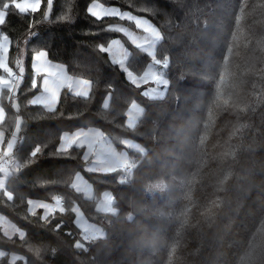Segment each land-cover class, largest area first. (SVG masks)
I'll return each instance as SVG.
<instances>
[{
	"label": "trees",
	"instance_id": "obj_1",
	"mask_svg": "<svg viewBox=\"0 0 264 264\" xmlns=\"http://www.w3.org/2000/svg\"><path fill=\"white\" fill-rule=\"evenodd\" d=\"M18 1L0 0L9 4L0 26L10 40L9 64L22 48L26 54L16 106L7 88L0 94L6 114L0 130L7 141L21 117L12 155L25 166L7 179L13 198L1 190L0 213L25 234L8 237L0 226V264H264V0H98L159 27L156 57L168 60L170 85L157 100L100 51L120 38L136 75L151 61L114 28L120 18L89 13L95 0H53L51 11L41 0L38 10L25 13L14 8ZM38 51L88 80V97L65 88L55 112L32 105L42 91L32 67ZM134 101L144 113L131 128ZM84 128H100L119 149L129 138L145 148L128 150L138 163L129 181H120L121 170H86L85 148L57 151L65 133ZM37 145L41 153L27 163ZM78 173L94 187L92 198L71 186ZM160 182L164 190L148 192ZM106 190L115 201L112 215L97 209ZM56 198L63 211L47 219L42 209L29 211V200ZM76 205L106 233L81 248Z\"/></svg>",
	"mask_w": 264,
	"mask_h": 264
},
{
	"label": "rangeland",
	"instance_id": "obj_2",
	"mask_svg": "<svg viewBox=\"0 0 264 264\" xmlns=\"http://www.w3.org/2000/svg\"><path fill=\"white\" fill-rule=\"evenodd\" d=\"M34 2H35V0H20L16 3H23V4H29L30 5ZM40 2H41V0H40ZM93 5H96L95 10L98 13V16H96V17L109 16V15L103 14L104 9H115L118 12H120L121 14L128 13V14L135 16L137 19H140L141 21H146V23L142 24V26L137 27L135 21H130L126 17L121 18V16H117L118 18L121 19V23L115 25L114 27H116L115 29H117V30L119 28H126L128 30V32L132 33V36L135 37V39H136L135 44L132 42L131 37L127 36L124 32H121V31H119V32L127 38L129 43H131L133 46H135L139 49H142L143 51H145L150 56L151 61L149 63L148 68L142 73V75H136L133 73L134 76H136L139 79L141 76H143V74L145 72H149V71L150 72H156V73L162 72L163 78L167 79L166 69L162 68L160 65H156L152 59L153 55H155V58L157 59V57H156V46L162 40V37H163L161 35L160 29L157 26V24H154L153 21H150L148 18H146L144 16L136 15V14H134L128 10L124 11L120 7L115 6V5L107 6V5H104L101 2H99L98 0H95L94 2L89 4L88 8L90 9ZM29 10H31V9H29ZM111 16H116V15H111ZM153 28H155L157 31H159L160 36H161L160 39L157 40L154 37V35L152 33ZM145 29H147V31ZM4 36H5V34L0 33V42L3 41ZM114 40H118L120 42L119 45H113L112 44L113 40H112L111 43L106 47V48L111 47V51H106V52L109 53L111 60L113 62H114V60H121L122 59L124 61V66L128 69V71H131L129 69V67L127 66V59L130 55L129 49L127 48V46H125L124 42L120 38H117ZM153 41L155 42L154 45L152 43ZM120 45H122L123 47H120ZM138 45H143V47H138ZM145 49H147V51ZM9 50H10V40H9V44H8V51L5 54V56H6L5 62L7 63L8 67L12 68L13 72H17L19 74V84L14 89L13 93L10 94L12 96H15L17 91H18L19 85L23 80L24 73L26 71V69H25L26 54H25L24 49L22 48L20 53H19L20 55H19L18 59L15 61V63L13 65H11V64H9V58H10ZM125 53H127L126 56H125ZM116 64L119 65V63H116ZM21 69H23L22 72H21ZM33 69H34V67H33ZM0 70H1L0 77H3L5 80L11 79L10 77H8L7 73H4L3 69H0ZM47 71L48 72H54L53 70L51 71L50 69H47ZM125 74H126V72H125ZM53 77L54 76H52V78ZM52 78L50 77V79H52ZM73 78H74L73 81L85 80L83 78L82 79H79L77 77H73ZM42 79H43V76H42L41 80ZM0 85H2V87H5L3 83H1ZM89 85H91L90 82H89ZM142 85H145V86H143L144 88H143L142 92L144 93L145 91H148L149 95H147V96H149L152 99L157 100V99H162L166 96V93H167V90H168V87L170 84L168 83L167 87L165 88V86H163V85H158L153 79H149V81L147 83H140L139 84V86H141V87H142ZM75 87H76V85L74 84L73 89H75ZM80 87H82V85ZM71 91L75 94L74 90H71ZM41 94H43L42 91L39 92L37 95H41ZM37 95H35L33 98H35ZM14 101H15L14 105L16 106V99H14ZM108 102H109V99L106 100V103H108ZM133 104H136L138 106L137 109L132 108ZM0 107H1V105H0ZM140 109L143 110L141 104H139L136 101H134L130 105V107L128 109V118L126 121V126H129L130 124L133 125L131 128L136 126L139 119L143 116V113H144V110L140 111ZM15 132H16V129L13 133H15ZM19 132L16 133L17 140H18ZM77 132L87 133V136L82 137V140H83L82 146H80L79 142H77L76 144H73L72 146L85 148V154H87L89 156V162H87V165L85 168H86V170L91 171V172L94 171V172L99 173V174L100 173H114L116 170H121L124 168L123 167L124 162H128V163L130 162L131 155H129V153H128L129 149L134 150L136 152H139L141 154H144V152H145V148H143V146L139 142H137L136 140H132L130 138L124 140V142H123L125 149H119L113 143V141H111L110 138H108V136H106L103 133V131L100 128L99 129L98 128H89V129L84 128V129H80V130L65 133V134H67L69 136H74ZM13 133L9 136L8 141L11 140ZM96 133H103V138L95 135ZM0 134H2L3 138L5 137L4 136L5 134L1 130H0ZM63 136H62V138H63ZM125 141H127L128 143H125ZM61 142L63 143V139H61ZM5 144H7V143H5ZM129 145H131V147ZM4 147H6V145ZM15 147H16V142H15L13 149L11 150L10 157L11 156L13 157L12 154L14 152ZM140 148H142L144 151L143 152L139 151ZM3 159L6 161L9 160V158H7V157L3 158ZM3 159H0V168L2 165L1 161ZM97 161H99L100 163H96ZM111 167H115V170H113V171L107 170L108 168H111ZM96 169H100V170H96ZM3 174H6V173L3 172ZM78 174L80 175L81 180L76 181L74 178L73 183H77L80 190H77L76 188L75 189L78 192H81L85 197L92 198L94 195V187L92 186L91 182L86 177V175H84L83 173H78ZM6 175L10 176L9 174H6ZM165 188H166V184L164 182H160V183L151 185L150 188L148 189V192L149 193H153L156 191L160 192V191L164 190ZM57 199H59V198H56L55 200H53L51 202L45 201L42 199L41 200H29V201L33 202L29 206V211L31 213H35L36 211L42 209L43 210V217H45V214L47 213V218H49V216L53 215L57 211H62L61 210L62 209L61 200H59L60 203H59V205H57V203H56ZM109 200L111 201L110 207H111L112 211H109L106 208V204ZM114 202L115 201H114V197H113L112 192L109 190H106L105 192L102 193V195L100 196V199L98 200L97 209L99 212H103V213H107V214H111V215L115 214L116 210L114 209ZM39 204H48V205H50V208L45 209L43 207H37L36 205H39ZM74 213H75V217H76L75 225H76L77 231L79 232V237H80L76 241V244L80 243L81 245L84 246L86 243V241H85L86 237H89V236L94 242L97 240H101L102 238L105 237L106 233L102 229V227L98 224H95V223L89 221L88 218L86 216H84L79 205H76L74 207ZM0 226L2 227L3 233L8 237L17 236V235H19L21 237L20 234H21V232L23 233V231L18 227V225L13 220H11L6 215L1 214V213H0ZM23 234H25V233H23ZM0 253H2V255L5 254V252L1 249H0ZM15 257H17V255L13 254L11 259L13 260V259H15Z\"/></svg>",
	"mask_w": 264,
	"mask_h": 264
},
{
	"label": "snow or ice",
	"instance_id": "obj_3",
	"mask_svg": "<svg viewBox=\"0 0 264 264\" xmlns=\"http://www.w3.org/2000/svg\"><path fill=\"white\" fill-rule=\"evenodd\" d=\"M14 8L19 10L20 13H25L27 12L29 9H31V11L35 12L36 10H38L41 7V2L40 0H35L34 3L32 4H23V3H15L13 4ZM0 7H2L4 10H0V25L5 24V20H6V16H7V9L9 7L8 3H2L0 4ZM53 8V0H47V9L49 11H51V9ZM96 9V5H93L90 9L89 12L91 13L92 16H98ZM103 14L104 15H116V16H121V18L126 17L128 20L130 21H135L137 27L142 26V24L146 23V21H141L140 19H137L135 16L128 14V13H123L121 14L120 12H118L115 9H104L103 10ZM147 31V29H145ZM118 31L124 32L127 36L132 38V42L135 44L136 43V39L135 37L132 36V33L128 32V30L126 28H119ZM152 33L154 35V37L158 40L161 38L159 31H157L155 28L152 29ZM119 41L118 40H113L112 44L113 45H119ZM154 45V41L152 42ZM8 44H9V37L7 35H5L3 37V41L0 42V69H3L4 73H7L8 77H10L11 79L5 80L3 77H0V83H3L4 86L7 88L8 93H13L14 89L18 86L19 84V77H17L14 73L12 68L8 67L7 63L5 62L6 60V56L5 54L8 51ZM120 47H123L122 45H120ZM138 47H143V45H138ZM147 51V49H145ZM100 51H111V47L109 48H104L102 47L100 49ZM230 51V50H229ZM127 55V53H125V56ZM47 56V52L45 51H38L35 55V63L33 65L34 69H35V76L36 77H40L43 76V79L40 81V86L42 87V92L43 94L41 95H37L35 98H33L30 103L32 105H41L43 106L48 112H55L56 111V104L58 103L59 100V89L63 86H66L70 89V90H74L75 91V95L76 96H81V97H88V88L86 86L89 85V81L88 80H82V81H72L71 78H67V82L62 79L61 77H56L55 80L50 79L51 76H55L56 74L54 72H48L47 69H51V68H56V65H53L51 63H47L46 66H42L41 61L42 58H45ZM154 63L156 65H160L162 68L166 69L168 68V60L166 58H164L163 60L161 59H156L155 55H153L152 57ZM115 63H119L120 67L126 72V78L133 84V85H137L139 86L140 83H147L149 81V79H153L158 85H163L165 86V88L167 87L169 81L165 78H163V73H156V72H145L143 74V76H141L139 79L133 75V72L128 71V69L124 66V61L121 60H114ZM23 71V69H21V72ZM63 70L61 69V72ZM223 80V77H221V81ZM76 85L75 89H73V85ZM81 85L85 86L83 89H81ZM38 86L37 84V80L34 78L32 80L31 83V88L35 89ZM154 91V90H153ZM143 95L147 96L149 95L148 91H145L143 93ZM9 99H14V96L9 95ZM18 107V106H17ZM104 107L107 108L108 104L105 103ZM137 105L133 104L132 108L133 109H137ZM140 111H143L142 109H140ZM5 120V109L3 107H0V124H3ZM21 124H22V119L20 116H16L15 117V129L16 132L13 133L11 140L7 142L6 147L4 148V150L2 152H0V159L3 158H11L10 154H11V150L13 149L15 142L17 140V136L16 133H18L21 129ZM130 127H132L133 125L130 124ZM95 135L103 138V133H96ZM87 133L84 132H77L74 136H69L67 134H65L63 136V143H61L57 149L58 152H66L73 144H76L77 142L80 143V146L83 145V140L82 137H86ZM125 143H128L127 141H125ZM3 144V137L2 134H0V145ZM131 147V145H129ZM42 151L41 146L37 145L34 146L33 149L30 151L29 153V157L26 162L27 163H31L32 159L31 158H35L37 157L38 154H40ZM139 151L143 152L144 150L142 148L139 149ZM83 159L85 161H88L89 156L87 154L84 155ZM96 163H100L99 161H97ZM24 164H16L15 168L17 170H19L20 168L24 167ZM134 164H130L128 162H124L123 163V167L125 169H130L132 167H134ZM91 170V169H90ZM96 170H100V169H96ZM107 170L109 171H113L115 170V167H111L108 168ZM7 169L6 168H0V172H6ZM76 181H80L81 177L79 174L76 175L75 177ZM73 188H76L77 190H80L79 186L77 183H73L71 185ZM0 189L4 190V194L7 196V198L9 200H11L13 198V194L11 191H8L5 188V185L2 181H0ZM32 201H29V204H32ZM57 205H59L60 201L59 199H57L56 201ZM111 201L109 200L106 204V208L109 211H112L111 207ZM37 207H43L45 209L50 208V205L48 204H39L36 205ZM63 211V209H61ZM45 219H47V213L45 214ZM21 238H23L24 234L21 232ZM87 238V237H86ZM77 248H81L83 247V245H81L80 243L76 244ZM0 255H2V253H0Z\"/></svg>",
	"mask_w": 264,
	"mask_h": 264
},
{
	"label": "crops",
	"instance_id": "obj_4",
	"mask_svg": "<svg viewBox=\"0 0 264 264\" xmlns=\"http://www.w3.org/2000/svg\"><path fill=\"white\" fill-rule=\"evenodd\" d=\"M114 28H116V27H114ZM110 56V55H109ZM111 58V57H110ZM34 62H35V56H34V58H33V62H32V67H33V64H34ZM47 63H51V64H53V65H56L57 67L56 68H51L50 70L52 71H54L55 72V76L52 78V76H51V78H52V80H55L56 79V77H61L62 79H64L66 82H67V78H71V80L73 81V77H72V75L71 74H69L68 73V71H67V68H65V66L64 65H62V64H59V63H56V62H54V61H51L50 59H49V57H48V54H47V56L45 57V58H42V61H41V64H42V66H46V64ZM61 69L63 70L62 72H61ZM34 71H35V69H34ZM80 79V78H79ZM1 84V83H0ZM142 86H145V85H142ZM85 86H83L82 85V87H81V89H83ZM87 88H88V94H89V92H90V88H91V85H88V86H86ZM6 89V87H2V85H0V94H1V92H2V90L3 89ZM65 88H68L67 86H66V83H65V86H63V87H61L60 89H59V95H60V93H61V91L63 90V89H65ZM60 99V98H59ZM58 102H59V100H58ZM0 105H1V99H0ZM57 105H58V103L56 104V107H57ZM1 107H2V105H1ZM6 115V114H5ZM5 136V135H4ZM3 144L2 145H0V152L1 151H3L4 150V146L6 145L5 143H7V141H6V138L4 137L3 138ZM62 143V142H61ZM132 159V158H131ZM88 162H89V159H88ZM121 169V168H120ZM94 172V171H93ZM2 175L0 176V181H2L3 183H4V185H6V182H7V179L9 178V176L8 175H6V174H3V173H1ZM1 190L2 189H0V192H1ZM60 200V199H59ZM61 204H63V202H61ZM90 237V236H89Z\"/></svg>",
	"mask_w": 264,
	"mask_h": 264
},
{
	"label": "built area",
	"instance_id": "obj_5",
	"mask_svg": "<svg viewBox=\"0 0 264 264\" xmlns=\"http://www.w3.org/2000/svg\"><path fill=\"white\" fill-rule=\"evenodd\" d=\"M13 73L17 77H19V74L17 72H13ZM1 163H2L1 168H6L7 171L5 173L10 175L11 172L14 170V167L16 165V159L11 156V158H9L8 161L2 160ZM129 163L130 164H134L135 166L132 167V168H130V169H125V168L121 169L122 173H121V175L119 177L120 181H124V182L129 181L130 180V177L134 173V169L136 168V166L138 164L136 162V160H134V159H131ZM85 241H86V243H85L86 246H89L91 244H94V241L90 237H87Z\"/></svg>",
	"mask_w": 264,
	"mask_h": 264
},
{
	"label": "water",
	"instance_id": "obj_6",
	"mask_svg": "<svg viewBox=\"0 0 264 264\" xmlns=\"http://www.w3.org/2000/svg\"><path fill=\"white\" fill-rule=\"evenodd\" d=\"M36 35H37V32H36V34H34V35L32 36V38L36 37Z\"/></svg>",
	"mask_w": 264,
	"mask_h": 264
}]
</instances>
